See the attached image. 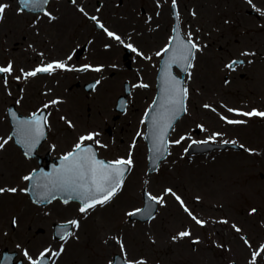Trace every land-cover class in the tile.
<instances>
[{
  "label": "rangeland",
  "instance_id": "1",
  "mask_svg": "<svg viewBox=\"0 0 264 264\" xmlns=\"http://www.w3.org/2000/svg\"><path fill=\"white\" fill-rule=\"evenodd\" d=\"M171 2L123 0L132 12L131 24L126 27L118 16L110 14L107 30L119 35L123 43L112 44L104 60L88 54L91 59L78 63L102 67L101 72L77 75L85 81H99L98 86L92 94L80 89L68 96L60 111L71 120L56 128L52 124L51 136L38 150L40 155L49 150L52 158H59L74 150L81 136L98 133L94 141L84 144H94L99 158L114 162L128 159L131 153L133 167L122 188L110 202L87 213L79 211L77 202L56 200L35 205L26 193L28 182L23 177L38 169L37 161L24 157L11 138L0 149V189H5L0 192V257L8 249L16 252L23 264H31L51 248L59 255L49 253L50 264H111L114 255L130 264H252L253 254L264 247V118L236 114L264 112V0H251V4L248 0H176L183 34L188 39L191 33L202 50L195 54L191 77H186V113L172 131L169 155L157 172L148 174L143 119L155 97L160 60L155 52L170 37ZM116 10L120 16L121 9ZM90 28L95 39L103 37ZM14 42L21 48L23 41L16 36L0 45V58L3 54L18 56L19 52L12 51ZM127 44L145 56L140 58L131 51L135 71L123 65ZM240 58L245 65L234 72L228 70L226 65ZM140 69H144L143 77L136 72ZM124 82L133 90L127 113L117 117L114 107L123 94ZM39 83V78L24 79L17 73L7 77V84L0 77V143L11 137L6 114L9 105L14 104L25 116L38 110ZM139 83L149 89L137 87ZM25 90L33 92L31 98L24 96ZM222 117L246 122L228 124ZM196 129L201 130L200 135L194 134ZM194 141H235L243 150L187 157V148ZM12 188L16 191H8ZM167 189L175 195L166 193ZM143 192L163 196V201L151 220H131L128 214L143 206ZM176 196L203 226L184 211ZM72 220L79 223L78 228L73 226V235L66 241L54 240L53 224ZM183 231H189L190 236L180 238ZM256 264H264V251L256 257Z\"/></svg>",
  "mask_w": 264,
  "mask_h": 264
},
{
  "label": "flooded vegetation",
  "instance_id": "2",
  "mask_svg": "<svg viewBox=\"0 0 264 264\" xmlns=\"http://www.w3.org/2000/svg\"><path fill=\"white\" fill-rule=\"evenodd\" d=\"M4 1V3L9 4L10 7L6 10L3 20H0V45L7 44V42L16 38V36H19L23 43L19 49L18 43L14 42L15 45L12 47V51L14 53L19 52L16 54L18 56L12 57L9 56L11 54H3L0 58V66H7L8 63H11L15 69L13 74L17 73L22 75L23 72L32 71L37 67L52 62H63L66 63L69 68L73 69L72 71L57 70L51 75L43 73L38 74L36 77L28 78L30 80L39 78L40 82L39 88L36 92V99L39 106L37 111L39 113H44L47 127L46 140L42 144L43 146L51 136L50 126L52 124L56 128V125L65 123V121L69 122L71 120L70 118L64 116L60 111L61 106L67 103L68 96L76 93L74 91H78L80 89L84 90L88 94H92L97 88L98 84H96L90 92L86 91L87 89L85 88V85H88L93 80L85 81L79 77H81V75H85L86 73H90L91 67L86 69L85 66H89L88 64L78 63L86 58L91 59L92 56H89L88 54H96L98 58H102L104 60V56H107V52L112 50L111 45L119 42L111 37H106L107 33L105 32V29H108L109 24H107V22L110 18V14L113 17L118 16L120 21L119 23H124V27L127 25L129 26L131 24L132 16L131 6L126 7L123 0H118L117 2L115 0H75V2H73V0H48V3L44 4L43 10L33 12L22 9L18 0ZM118 8L119 10L121 9L120 16L119 13L116 12V9ZM81 9H83V11H81ZM170 11L172 18V2L170 4ZM45 12L50 15H45ZM139 13L143 14L144 11L140 8ZM171 20L173 22V19ZM100 25H103L104 27L102 28ZM90 26L93 27L97 35H102L103 37L95 39L92 36V29ZM19 33H21V35H19ZM171 35L172 29L167 43H165L164 46L162 44V47L155 52L156 59L162 58L163 55L158 56L157 53L161 52L169 45ZM104 39L112 43H108L107 41H104ZM158 42L160 41L158 40ZM99 44H103V47L99 46ZM95 45L96 47H94ZM127 50H129L130 53L125 59L128 55L126 54ZM101 51L105 52L100 54ZM142 54L143 56L138 55V57L144 59V53ZM130 56L131 50L125 47L122 60L125 69L128 71L133 70V61L130 60ZM69 57H71V59H69ZM17 64H20L21 66L16 68ZM159 64L160 60L156 69V76ZM244 65L245 62L242 66ZM107 67L110 68L111 66L108 65ZM21 70H23V72ZM236 70L237 69L235 68L233 72ZM136 72L143 77L144 69L137 70ZM188 72H190V70ZM6 75L7 74H0L3 81ZM77 75L80 76L77 77ZM187 76L188 74L185 75V78ZM45 78L47 80H45ZM62 78L65 80L62 81ZM69 79L73 81L72 84L68 83ZM225 81H227V79H225ZM125 83L126 82H124V84ZM124 84L123 88L125 90ZM140 84L143 83H139V85ZM63 87L64 91L62 92L61 88ZM143 89L148 90L149 87ZM132 90L133 87L130 89L126 98L127 105L125 112L123 114H118L117 117L127 113L128 98L131 95ZM32 93L33 92L25 90L24 96L27 94V96L31 98ZM53 101H58V103H52ZM46 105L47 107H45ZM44 157H51V151H45Z\"/></svg>",
  "mask_w": 264,
  "mask_h": 264
},
{
  "label": "snow or ice",
  "instance_id": "3",
  "mask_svg": "<svg viewBox=\"0 0 264 264\" xmlns=\"http://www.w3.org/2000/svg\"><path fill=\"white\" fill-rule=\"evenodd\" d=\"M20 4L23 7L31 8L32 10H39L42 4H47L48 0H19ZM75 2V0H73ZM248 3L251 4V0H248ZM173 7L176 6V0H172ZM10 7L7 3H0V20H3L6 10ZM83 11V9H81ZM45 15H50L45 12ZM95 19V18H93ZM100 27H104L100 25ZM107 35L117 41L123 43L121 37L111 31L105 29ZM171 45V41H170ZM132 52H135L139 56H143L135 47L131 44L125 45ZM202 49L198 46L196 42L193 41L191 33L188 34L187 42H182L180 46L173 51L167 61H165V79H164V110L161 113L160 120L164 121L163 126L160 128V135L158 137L159 144L164 143V136L166 135V129L171 127L170 118L175 115L176 111L179 109V106L183 104V101L188 97V88L181 87V81L176 79L171 75V67L173 64L184 65V70L190 69L193 67L191 63L195 59V53L201 51ZM170 52L169 46H166L161 52H158L157 55H163ZM242 55H248V53H242ZM71 59V57H69ZM146 59H151V57H146ZM237 61H232L230 64L226 65L228 68H232L234 64H237ZM90 66H85L89 68ZM57 70L72 71V68H69L66 63L63 62H52L40 67L35 68L29 72H23L24 79L36 77L38 74L47 73L49 75L53 74ZM92 71L101 72L102 67L91 68ZM234 70V69H233ZM15 69L11 63H8L7 66H0V74H7L4 77V82L7 84V77L14 73ZM189 78L191 77V72L187 73ZM17 80L20 77H16ZM99 81H97V84ZM137 87L147 88L148 85L140 84ZM52 103H58V101H53ZM47 107V105L45 106ZM209 107V105H205ZM230 112L235 110L229 109ZM237 115L247 116V117H261L264 118V112H258L253 110L252 112L243 113L236 112ZM147 115V113H146ZM225 119L228 124H243L246 121L242 120H230L226 117ZM46 123L45 117H36L35 119L21 121L17 127V135L20 137V140L23 141L25 146L31 150L39 143L41 137H43V123ZM69 126H72L71 124ZM98 133H89L85 136H81L79 142L74 146V150L63 156L64 165L61 169H58L55 176L47 177L46 183L39 185V187L49 188L50 190L60 189L69 193H75L77 198L82 202L79 211L81 213H87L89 210H94L98 205L104 206L106 203L110 202L113 197L116 196L118 190H120L124 183L125 173L130 171L133 167V159L131 153H129L128 159H118L114 162L105 163L104 161L98 160L95 158V153L92 151L91 147L84 146L85 141H94ZM11 137L3 140V143H0V149L4 148ZM19 142V141H18ZM99 144V141H96ZM179 143V141H176ZM195 143V141H194ZM225 143H228L225 141ZM231 143L235 144V141ZM105 147L104 145H100ZM155 152L159 153L160 148L155 147ZM27 155V153H26ZM25 181H32L34 177L32 175L23 177ZM5 191V189H0V192ZM8 191L15 192L16 189L12 188ZM166 193H171V189H167ZM175 195L174 193H171ZM55 198V197H53ZM149 200L155 201L157 204H161L163 201V196L155 197L148 196ZM176 199L180 201L181 206L184 208V211L191 216L196 224L203 226L204 222L197 219L187 207L184 206L183 201L180 200L179 196H176ZM67 199L65 203H67ZM137 212L143 211L147 215H151V207L149 206L144 210H136ZM255 212V209H253ZM136 213H129L128 215H135ZM68 223L72 224L74 227L78 228L79 223L76 220L69 221ZM226 223V221H224ZM235 227V226H233ZM236 231L239 232L240 229L236 228ZM73 235L71 232H66L62 237L65 241L69 236ZM180 238H185L190 236L189 231H183L178 234ZM175 239V237H174ZM121 251H124V245L121 244ZM264 251V247L260 251H257L253 254L252 264H256V257L260 255V252ZM60 252H63V246L60 248ZM51 253L52 256H58L59 252L53 251L51 248L46 249L45 252L40 254V257L35 260H31V264H44L45 257ZM25 256H28V253L25 252ZM31 259V258H30ZM137 264H144L143 261H138Z\"/></svg>",
  "mask_w": 264,
  "mask_h": 264
},
{
  "label": "water",
  "instance_id": "4",
  "mask_svg": "<svg viewBox=\"0 0 264 264\" xmlns=\"http://www.w3.org/2000/svg\"><path fill=\"white\" fill-rule=\"evenodd\" d=\"M26 8V7H24ZM30 10L31 8H27ZM173 12H174V19H175V25L173 29V40L170 45V52L165 54L162 61H161V67L160 71L158 74V84H157V96L156 100L153 103L152 107L148 111L146 117H145V122H146V134H145V141L148 145L149 148V153H148V173H154L158 168L160 163L167 157L168 154V138L170 135V132L175 125V123L184 115L185 113V100L183 101V104L179 106V109L176 111L175 115L170 118L168 122H170L171 127H168L166 129V135L164 136V143L159 144L158 142V137L160 135V128L163 126L164 121L160 120L161 113L164 110V79L166 76L165 73V61L168 60L169 55L175 51L182 42L186 43L187 40L183 37L181 34L180 26H179V21H178V16L176 9L173 7ZM252 14V13H250ZM127 57V56H126ZM125 57V58H126ZM240 63L241 61H237ZM235 65V64H234ZM233 65V67H234ZM174 66H178L182 72V77H178L174 74L173 68ZM184 65H176L173 64L170 71L171 75L175 77L176 79L180 80L181 87H184V81H183V76L186 73L184 70ZM232 67V68H233ZM94 83H91L87 86V90H91L93 88ZM126 91H125V96H121L118 101H117V106L116 110L123 112L124 107H125V98L126 95L129 93V87L126 84ZM8 115H9V120L11 122L12 126V137L14 138L15 143L22 149L24 155L26 157H33L35 156L36 150L39 148L41 143L45 139L46 135V129L45 126L43 125V132L44 135L43 137L40 138L39 143L35 145L34 148L29 150L25 144L23 143L22 140H20V137L17 135V127L21 121L25 120H30L28 118L22 117L16 110L14 106H10L8 109ZM38 117V116H37ZM35 119V118H32ZM199 133V131H197ZM19 141V142H18ZM86 147H91L92 151L95 153V158H97V153L94 149L93 146L87 145ZM155 147L160 148V152L157 153L154 151ZM227 148H232L234 150H241V147L234 145V144H209V143H202V144H196L193 143L188 151V155H194V154H199V155H205L209 152H213L216 150H226ZM27 153V155H26ZM100 160V159H98ZM102 161V160H101ZM106 163V162H105ZM64 165L63 159L58 160V165L55 166L54 164H51L47 167L48 171H46L45 167H41L38 171L34 172L32 176L34 179L32 181H29L28 185V190L27 193L30 195L31 199L37 203L38 205H45L51 201H53L56 198H60L63 202L67 199V201H78L81 205L82 202L79 198H77L75 193H69L66 191H62L60 189H55V190H50L49 188L45 187H39V185L45 184L46 178L47 177H52L56 175V172L58 169H61ZM127 172L125 173L126 176ZM147 193H144L143 200H144V206L141 210L147 209L149 206L151 207V215L145 214L143 211L141 212H136L135 215H132L130 218L131 219H137L141 222H145L150 220L155 213L157 212V203L155 201L149 200L148 199ZM55 197V198H53ZM72 228V224L67 223V224H62L58 225L55 224L53 226L54 229V238L55 239H62V237L65 235L66 232H70ZM17 254L16 253H8L7 250H5L2 254V258L0 261V264H22L21 261H18L14 263V259L16 258ZM44 264H49V258L46 256L44 260ZM113 264H128L123 259L116 255L114 257V262Z\"/></svg>",
  "mask_w": 264,
  "mask_h": 264
}]
</instances>
